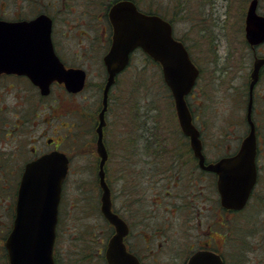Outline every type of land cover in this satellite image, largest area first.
<instances>
[{"label":"rangeland","instance_id":"rangeland-1","mask_svg":"<svg viewBox=\"0 0 264 264\" xmlns=\"http://www.w3.org/2000/svg\"><path fill=\"white\" fill-rule=\"evenodd\" d=\"M2 1L0 15L15 17L11 9L1 4ZM173 1L152 0L150 4L172 19L175 35L186 41L193 59L201 68L199 80L187 99L196 115V124L202 129L205 150L215 159L218 154L224 155L231 150L235 135L240 133L233 115L240 113L241 105L237 99L244 93V81L254 58V51L245 37V18L251 0H184V9L180 14L173 7ZM148 3V0H140V7L146 8ZM259 12L264 14V0L259 2ZM76 16L71 15L70 21L65 19L69 25H63L64 16L58 15L56 25L60 46L68 48L63 47L68 50V60L83 62L90 71L89 86L74 100H70V94L60 87H55L46 98H40L28 80L10 76L0 78L2 237L7 234L13 221L9 194L19 181V171L31 158L33 147H46L50 137L63 141L62 147L68 149L74 159L72 173L66 184L68 199L64 211L67 212L61 229L69 227L76 235L97 242L106 233L112 232V227L98 208L99 160L95 149L89 147L93 138L91 123L76 121L74 138L70 142L63 140L64 135L72 130L63 129L71 120L69 115H63L67 103L74 101L76 106L98 115L102 104V87L106 81V73L102 72L103 55L109 48V36L112 34L106 28L108 21L100 20L99 13H91L90 17L87 14V20ZM85 48L88 49V59L84 60L81 57ZM90 48L92 54L88 56ZM257 53L264 54V44L257 49ZM111 93L114 98L111 103L113 115L118 126L117 131L111 132L115 134L110 138L112 149H118L116 135H120L124 144L132 143L135 130L140 132L144 140L143 134L155 126L156 139H166L167 135V142L170 140L173 160L185 159L181 151H189V140L181 130L174 98L164 80L160 64L143 50H136L130 65L117 76ZM186 159L189 162V158ZM141 190L149 192L145 187ZM205 192L209 194L206 186ZM138 205V214L132 218L135 225L149 221L152 226L157 224L166 229L164 234L161 231L157 235L151 225L145 229L153 237L152 245L161 252L159 254L165 264H183L191 252L190 246L197 240L198 244L209 241L210 235L224 252L226 264H264V176L247 207L240 212H232L230 216H224L221 212L219 218L214 211L212 214V206L203 199L183 205L172 201L170 204L155 205L156 211L150 212V219H146L153 207L150 202L141 200ZM70 209L72 216L68 219ZM143 226L146 227L145 224ZM104 231L106 233L102 235ZM142 237L137 236L140 245L143 244ZM167 249H170L169 252ZM65 261L62 260L60 264ZM0 264H6L2 251Z\"/></svg>","mask_w":264,"mask_h":264},{"label":"water","instance_id":"water-1","mask_svg":"<svg viewBox=\"0 0 264 264\" xmlns=\"http://www.w3.org/2000/svg\"><path fill=\"white\" fill-rule=\"evenodd\" d=\"M258 4L259 0H251L245 18V36L252 46L264 43V14L259 13ZM109 17L113 35L110 48L104 55L108 75L97 126L102 212L116 229L106 255L109 264H142L123 242L129 230L128 224L112 210L111 191L105 177L108 152L103 141L109 92L117 75L129 65L131 54L142 48L162 65L164 80L174 96L180 126L190 137L200 166L218 174L217 185L224 208H244L257 182L256 133L251 122V131L236 154L206 163L200 131L193 123L186 99L200 70L183 41L175 37L172 23L159 14L141 11L132 0L115 2ZM52 23L46 14L32 20L0 19V75L3 72L27 74L44 95L51 92L54 81L65 83L71 92H78L85 85L87 72L79 67L67 68L56 55L51 39ZM263 65L264 56L256 57L251 92ZM248 116L250 118V112ZM67 171L68 158L60 151L43 154L25 165L18 189L14 225L6 241L10 264H55L53 248ZM187 264H224V261L215 251L199 250Z\"/></svg>","mask_w":264,"mask_h":264},{"label":"flooded vegetation","instance_id":"flooded-vegetation-1","mask_svg":"<svg viewBox=\"0 0 264 264\" xmlns=\"http://www.w3.org/2000/svg\"><path fill=\"white\" fill-rule=\"evenodd\" d=\"M117 1L119 0H3L1 4H4L5 8L11 9L15 14V17L5 18L4 16L0 15V18H4L7 20H29L39 16L40 14H47L49 17H51V19L53 20L51 38L54 52L64 62L66 67H81L84 68L87 72V80L85 82L83 90L78 93H72L67 91L68 94H70H67L70 100H74V97L76 95L85 91L89 86L90 71L83 62H81L82 64L80 62L73 63V61L71 62L68 60L70 59L67 53L68 50L64 49L66 48V46L64 45V48L61 47L58 42L59 39H57V16H64L63 25H69L71 15L76 14L77 18H83L87 20V14L90 17L91 13H99L100 20H107L108 24L106 28L109 29L110 32H113V27L109 21L108 14L112 5ZM65 19H68L69 21H64ZM111 37L109 36L110 39ZM103 44L104 46L106 45L105 42ZM250 47L254 51L252 67L247 78L244 81V93L240 95L239 99H237V102L239 103V105H241L240 113H238L239 115H233L235 122L238 123L237 126L239 127L238 130L240 131V133L235 135V141L233 145H230L231 150L225 153L224 155H220V153L216 156L215 159H212V155H210V153L206 151L205 148L204 154L206 157V163L217 161L223 156H231L236 154L244 138L251 131L252 122L255 127L257 143L255 160L258 170V177L257 183L255 185L256 189V187L259 185V182L264 176V65L260 68L259 78L255 83L252 92L251 83L253 80L252 71L254 69L255 58L264 56V54L257 53V49H260L261 45ZM105 49H107L106 46ZM87 51L88 49L85 48L82 53L83 57H79L83 58L84 60L88 59L86 57ZM91 54L92 48H90V53H88V56H90ZM104 55L102 72H105L107 76V67L104 63ZM3 76L26 79L32 84L31 80L26 74H2L1 77ZM32 85L40 94V98H46L47 96L51 95L55 87H60L66 90L65 85L63 83L55 81L52 84L51 93L49 95H42L38 86L34 84ZM104 86L102 87V89H104ZM111 90L109 93V105L106 112V125L103 128V141L108 152V158L105 164V171L106 179L111 190L112 210L119 214L128 224L129 230L123 238V242L127 250L134 254L142 264H165L163 257H161L159 254L161 252L157 251L152 245L153 237L147 234L149 233L148 231H145V229L149 225H151V223L149 221H145L142 223L138 222L135 225L132 222V218L138 214V211L140 209L138 203L141 200H146L148 203L150 202L151 206H153L151 210L147 213L146 219L151 218L150 212L155 213V205L170 204L171 201L175 204L183 205L188 203H195L199 199H203L210 206H212V214L214 211L215 215L217 214L218 217L221 212L224 216L226 214H229L230 212L228 210L222 209L220 205L221 199L217 185L218 175L215 172L206 170L200 166L199 158L196 156L195 151L191 146L190 138L188 136L186 137L189 140V151H181L184 152V160H173V152L171 150L170 140L167 142V135L166 139H156L157 134L155 133V126H151L149 128V132L143 134L144 140L140 135V132L135 130V135H133L132 137V143L124 144L123 140L121 142L122 138L120 137V135H116L115 142L117 144L118 149H112L113 144L111 143L110 138L115 134L111 132L117 131L118 126L117 120L114 119L113 115V108L111 103L114 98L112 96ZM250 108L251 110H249ZM100 109L101 107L99 108V111ZM190 109L193 114L194 123L196 124V115L194 114V111L191 106ZM249 112L250 118L248 116ZM63 115H69L71 118L69 124L63 127V129H72L71 133H69L68 135H64V142H70V140L73 139L76 135V121H85L87 123H91L93 127V141H90L89 147L95 149L97 140L96 127L98 124L97 116H95L92 111L87 112L80 106H76L74 101H70V103H67L66 112H64ZM197 127L200 129L202 137V129L198 125ZM62 143L63 141L59 142L56 141L53 137H50L48 139L46 147H33V154L31 155V158L26 161L22 169L19 171V181L17 185H14V190L9 194L12 203L13 221L16 216V200L18 196V188L25 165L45 153H50L53 151L63 152L68 157L69 167L67 176L63 183L62 198L59 207V220L57 225V234L53 252L55 264H60L64 259H66L64 264H109L106 252L109 241L116 232V229L112 224L109 223V226L112 227V232L108 235L105 231L102 232V235H104L105 233L106 235L104 237L102 236L103 238L98 242L95 239H84L83 237L76 235V232L74 230H71L69 227L65 230L61 229L62 222L65 219V213L67 212L64 211L65 201L67 202L68 199L66 197V184L74 166V159L71 152L68 149L63 148ZM120 146L121 150L119 149ZM86 154H89V152H86ZM186 157L189 158V162H187ZM98 160H100V158ZM177 162H179V164H177ZM11 170L13 171V169ZM204 185L206 186L209 194L205 192ZM144 187L149 190L148 193L143 192L141 190ZM101 195L102 189L100 188V206L98 208H100V212L105 218L101 207ZM68 211L69 219V217L72 216V213L71 209ZM152 217L154 220L155 215L153 214ZM157 218L160 219V216H158ZM13 221L10 226L11 228L13 227ZM144 224L146 225V227L143 226ZM152 227L154 228V231H156L155 235H157L158 232L161 231V234H164L166 232V229L160 228L159 226H157V224ZM11 228L9 229L7 234L5 233L6 235L4 234L3 237L0 236V251H2L6 264H10L6 241L9 234L11 233ZM143 235L144 237H142ZM137 236L142 237V245L137 242ZM210 237L211 238L209 241L204 240V242L201 241L198 244L197 240L194 245L190 246L191 252L183 264H187L191 255L196 251L202 249L214 250L220 253L224 259V264H226L224 252L212 240L213 236L210 235ZM169 250L170 249H167L168 252ZM95 261H98V263H95Z\"/></svg>","mask_w":264,"mask_h":264},{"label":"trees","instance_id":"trees-1","mask_svg":"<svg viewBox=\"0 0 264 264\" xmlns=\"http://www.w3.org/2000/svg\"><path fill=\"white\" fill-rule=\"evenodd\" d=\"M133 1H135L136 3H137V5L140 7V0H133ZM142 1H145V0H142ZM183 1L184 0H174L173 1V7H175V8H177L178 9V12H179V14L181 13V12H183V9H184V4H183ZM148 4H147V7L146 8H141L142 10H144V11H146V12H148V13H157V14H160V15H162L163 17H165V18H167V19H169L171 22H173L172 21V19L171 18H168V16H166V14L163 12V11H161L160 9H158L157 7H156V9H155V7H154V5L153 4H150V3H152V0H148ZM180 39H182V38H180ZM184 42H185V44H186V46H187V48L189 49V51H190V53H191V49L189 48V45L186 43V41L184 40V39H182ZM149 57V56H148ZM96 116V115H95ZM98 181H99V179H98ZM230 212V211H229ZM232 212H235V211H232ZM232 212H230L229 213V216L231 215V213ZM240 212V211H239Z\"/></svg>","mask_w":264,"mask_h":264},{"label":"bare ground","instance_id":"bare-ground-1","mask_svg":"<svg viewBox=\"0 0 264 264\" xmlns=\"http://www.w3.org/2000/svg\"><path fill=\"white\" fill-rule=\"evenodd\" d=\"M251 2V1H250ZM250 4V3H249ZM249 6V5H248Z\"/></svg>","mask_w":264,"mask_h":264}]
</instances>
